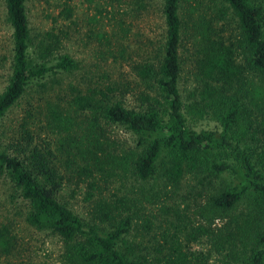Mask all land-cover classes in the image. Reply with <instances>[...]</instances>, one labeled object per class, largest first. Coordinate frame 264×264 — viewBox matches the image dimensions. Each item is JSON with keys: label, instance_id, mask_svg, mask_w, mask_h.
<instances>
[{"label": "trees", "instance_id": "obj_1", "mask_svg": "<svg viewBox=\"0 0 264 264\" xmlns=\"http://www.w3.org/2000/svg\"><path fill=\"white\" fill-rule=\"evenodd\" d=\"M26 1L5 0L13 58L0 93L1 123L32 85L41 83L44 93L51 84L41 98L40 131L27 129L10 143L0 138V179H8L27 204L26 221L63 238L65 264H147L140 245L126 239L133 224L130 215L119 218L106 209L105 220L113 226L107 230L60 198L66 181L58 161L87 176L96 170L109 177L131 171L143 182L159 172L161 161L174 184L187 169L230 179L199 207L204 224L191 232V239L208 237L218 250L250 241L249 264H264V0H157L165 37L158 47L148 45L133 63L143 87L136 94L140 104L133 107L123 101L129 86L111 78L95 86L56 89L58 76L78 70L79 62L68 53L54 54L53 39L57 46L62 41L52 32L34 50ZM153 1L131 3L149 10ZM61 12L66 18L72 15L70 7ZM114 19L112 26L122 28L124 19ZM101 34L110 45L117 35ZM189 36L200 46V85L196 99L186 103L180 90L181 47ZM203 118L213 120L215 128L198 129L195 124ZM113 126L136 135V147L119 145L109 132ZM11 244V230L0 225V246ZM163 249L162 264H199V254L176 240Z\"/></svg>", "mask_w": 264, "mask_h": 264}, {"label": "rangeland", "instance_id": "obj_2", "mask_svg": "<svg viewBox=\"0 0 264 264\" xmlns=\"http://www.w3.org/2000/svg\"><path fill=\"white\" fill-rule=\"evenodd\" d=\"M131 1L121 0L114 6H110L108 0L26 1L34 50L48 32H52L62 41L57 46L53 39L54 54L68 53L79 62L78 70L58 76L60 84L56 89L61 87L59 91L64 92L70 84L82 88L95 86L111 78L129 86L123 98L127 106L140 104L136 94L143 87L133 72V63L141 59V52H147L148 45L154 43L158 47L160 41H164L165 25L157 0L149 10H138ZM65 7L72 10L69 18L61 12ZM114 16L124 19L122 28L120 25L112 26L116 23ZM103 31L117 33L116 37L112 36V45L101 34ZM12 32L5 0H0V93L12 73ZM230 32L227 31L226 35L229 36ZM199 48L190 36L185 37L181 47L180 90L186 103L196 99L193 94L200 85L196 71ZM122 51L127 54L122 55ZM51 80L52 77L48 79ZM50 86L48 84L43 93L41 83L32 85L25 98L8 112L0 123V138L4 142L19 141L21 132L27 129L40 131L41 98L47 95ZM195 126L213 129L215 123L203 118ZM109 132L119 145L136 147L137 136L123 127L113 126ZM69 162L73 165L72 161ZM159 163V172L143 182L131 171L109 177L106 172L96 170L87 176L89 174L77 166L70 167L66 161H58L66 181L60 198L86 221L96 222L107 230L113 226L105 220L106 209L112 210L119 218L120 215H130L133 224L126 239L131 244L140 245L141 254L147 256V264H162L163 246L175 240L199 254V264H249L250 241L218 250L208 237L191 239V232L203 223L197 214L199 207L230 179L187 169L181 181L174 184L164 174L165 164ZM143 191L147 193V199ZM246 205L242 203L239 211ZM27 211V204L18 197L8 179H0V225L9 228L12 236L9 248L0 246V264H65L66 243L63 238L50 230H39L30 225L26 221ZM222 224L218 223L219 226Z\"/></svg>", "mask_w": 264, "mask_h": 264}]
</instances>
